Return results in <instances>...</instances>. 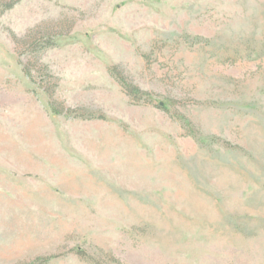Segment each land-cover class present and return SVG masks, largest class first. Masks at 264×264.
I'll list each match as a JSON object with an SVG mask.
<instances>
[{
    "label": "rangeland",
    "instance_id": "1",
    "mask_svg": "<svg viewBox=\"0 0 264 264\" xmlns=\"http://www.w3.org/2000/svg\"><path fill=\"white\" fill-rule=\"evenodd\" d=\"M0 264H264V0H0Z\"/></svg>",
    "mask_w": 264,
    "mask_h": 264
}]
</instances>
